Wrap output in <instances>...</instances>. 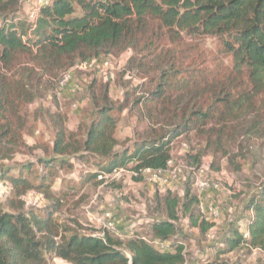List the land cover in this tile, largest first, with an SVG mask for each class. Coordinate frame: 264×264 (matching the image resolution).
I'll return each mask as SVG.
<instances>
[{"label": "trees", "instance_id": "1", "mask_svg": "<svg viewBox=\"0 0 264 264\" xmlns=\"http://www.w3.org/2000/svg\"><path fill=\"white\" fill-rule=\"evenodd\" d=\"M184 35L221 38L225 53L233 59L232 72L212 81L182 74L161 41L167 36L178 42ZM129 49L134 55L127 69H137L145 76L150 69L158 72L156 86L136 98L133 105L143 103L148 117L162 123L163 128H151L146 138L117 150L120 142L115 137L117 119L111 114L115 105L110 85L98 88L94 80L89 89L96 112L82 142L68 135L63 113L49 115L56 155L72 154L83 159V153H79L84 151L99 157L96 170L83 182L102 184L104 180L98 179L101 173L131 164L134 170L165 169L172 160V143L193 131H209L216 137L224 134L229 123L241 121L242 136L248 140L263 136L254 99L264 91V0H49L34 20L23 15L22 0H0V160L10 158L17 148L12 119L19 103L35 98L44 76H53L75 61L101 59ZM143 52L148 54L141 55ZM18 53L29 54L41 73L36 75L33 69L24 68L19 78L15 73L9 76L12 67L21 63L16 58ZM48 80L50 83L44 85L47 90L52 83ZM131 95L126 92L127 101ZM262 151L258 148L252 152L254 162L264 160ZM201 157L188 154L187 163L199 168ZM40 163L54 168L52 159H41ZM9 179L19 198L35 190L50 204L44 213L25 210L23 201L13 211L0 205V264H55L47 255L70 264H183L186 260L185 246L177 241L176 252H160L141 238H102L58 222L54 216L63 204L49 186L51 175L42 177L38 184L21 175ZM193 183V179L186 181L182 197L170 191L164 196L167 218L152 222L153 237L172 240L180 212L203 234L214 227L215 223L205 218ZM243 209L249 220L248 246L238 225L233 226L222 240L226 248L213 264H241L222 258L231 252H252L256 248L264 252V182Z\"/></svg>", "mask_w": 264, "mask_h": 264}, {"label": "rangeland", "instance_id": "2", "mask_svg": "<svg viewBox=\"0 0 264 264\" xmlns=\"http://www.w3.org/2000/svg\"><path fill=\"white\" fill-rule=\"evenodd\" d=\"M35 4V0H22L23 15L36 8ZM162 46L163 49L170 50V58L175 59L177 68L183 71L182 74L187 73L202 80L212 81L213 78H226L232 72L233 59L230 54L225 53L221 38L210 35H184L178 42H172L169 37L163 36ZM144 54L148 52L141 55ZM133 55L134 52L130 49L107 55L111 60L110 68L113 74L110 77L109 73L108 81L99 76L97 71L75 70L70 82L63 86L61 75L70 68L65 67L53 76L42 78L41 90L31 102L22 100L19 103L18 113L12 119L17 131V148L10 158L0 160V205L4 209L13 211L16 206L21 205L20 201H23L25 210L32 209L44 213L42 211L50 204L49 200L35 190L19 198L9 177L21 175L33 184H38L42 177L51 175L49 186L56 196L61 198L63 204L62 210L54 216L58 222L78 228L83 233H94L99 228L95 218L108 210L114 200L112 209L120 230L127 231L132 222H137L138 231L153 236L152 222L167 218L163 198L169 192L168 188L142 178L131 177L130 174H124L119 179L109 177L102 184L83 182L88 173L96 170L95 163L99 157L95 158L84 151L79 153H83V159L72 154L56 155L53 149L55 133L49 118L52 112L63 113L66 116L68 135L73 134V139L82 142L86 137V127L95 117L96 111L89 85L96 80L98 88L106 83L110 85V97L115 105L111 114L117 119L115 137L120 142L117 150L129 148L135 141L146 138L150 135L151 128H163L162 123H156L148 117L143 103L133 105L136 98L156 86L158 78L155 69H150L148 76L137 69H127L128 61ZM16 58L21 63L12 67V71H6L9 76L15 73L16 78H19L24 68L33 69L36 75L41 73L29 54L18 53ZM151 59L152 56L148 60ZM77 62L79 61L74 64ZM127 72L130 76L126 75ZM48 79H51L53 84L51 83L47 90L44 85L50 83ZM244 80L246 82L245 77ZM128 91L132 94L129 101L126 100ZM254 103L255 115L262 119L263 136L248 140L242 136L239 121L229 123L224 134L220 136L217 134L215 137L209 131L206 134L193 131L172 143V160L179 165L180 181L174 183L176 189L170 192L182 197L186 181L195 180L193 172L196 166L187 163L188 154H201L200 167L203 166L206 170L205 179L220 184L219 189L201 193L193 183L194 194L200 199L203 213L207 214L211 205L216 206L219 212V217L213 220L214 227L207 234L192 227L188 216L182 212L176 222V234L171 241L174 244H177L176 241L180 242L186 247V260L189 264L215 263L221 249L226 248L222 247L224 236L233 226L238 225L240 228L241 223L248 220V214L243 207L264 182V160L254 162L252 155L253 151L262 148L264 158V91L256 96ZM120 106L125 108L117 110ZM149 106L153 108L155 104ZM209 127L210 125L206 128ZM41 159H52L54 168L42 165ZM62 160L68 161V165ZM131 165L128 167L129 172ZM47 257L55 264H70L61 258H50L48 255ZM222 258L232 262L239 261L241 264H264V252L260 250L231 252Z\"/></svg>", "mask_w": 264, "mask_h": 264}, {"label": "built area", "instance_id": "3", "mask_svg": "<svg viewBox=\"0 0 264 264\" xmlns=\"http://www.w3.org/2000/svg\"><path fill=\"white\" fill-rule=\"evenodd\" d=\"M36 2L37 4L35 5H37V7L32 9L31 12L29 11V13L27 14L29 20H34L38 12L40 11L41 7L46 5L49 2V0H35V3ZM110 61L111 60L107 56L101 57V59L93 58L89 60L79 61L76 64L72 65L65 72H63V74L61 75V84L63 86L65 84H68L75 70H80L85 72L97 71V74L99 76L107 79L108 81L109 73H110V77H112L113 75L111 74L112 68H110ZM129 73L131 74V72ZM126 75L130 76L128 72ZM128 167L121 166V167H117L110 173H101L98 179L104 180L105 183L109 177L119 179L124 174H130L131 177L142 178L148 182L156 183L162 187L165 186L168 188L169 191L175 190L176 185L174 183L180 181L179 165L177 164V162H174L173 160L169 161L168 166L165 169L142 168L139 170L131 169V171L129 172ZM196 169H194V172L192 170L191 171L193 172L195 178L194 184H196V187L199 189V192L202 193L205 191L216 190L220 188L219 183L211 182L209 179H205L206 170L204 169L203 166ZM114 205H115V201L113 200V203H111L109 209L103 212L97 218H95L99 228L97 229L96 232L92 234L102 238H105L106 235H111L118 237L121 240L141 238L146 242L150 243L151 245H153L160 252L174 253L177 251L178 245L172 243L171 240H162L160 238H155L153 236L138 231L137 222H132L128 227L127 231L123 232L122 230H120L118 223L115 220L113 214L112 207ZM204 215L207 221L213 222V220L219 217V212L216 206L211 205L207 211V214L204 213ZM239 231L243 239L245 240L244 245L248 246L247 241H249L250 239L249 220H247L245 223H241V227L239 228ZM222 245H223L222 247H224V244ZM257 250L259 249L258 248L253 249L252 252ZM184 251L186 253V247ZM128 256L130 257V254H128ZM183 264H189L188 260H185Z\"/></svg>", "mask_w": 264, "mask_h": 264}]
</instances>
